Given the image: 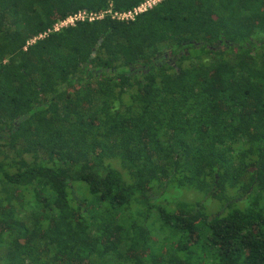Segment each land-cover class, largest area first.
<instances>
[{
  "label": "trees",
  "instance_id": "obj_1",
  "mask_svg": "<svg viewBox=\"0 0 264 264\" xmlns=\"http://www.w3.org/2000/svg\"><path fill=\"white\" fill-rule=\"evenodd\" d=\"M145 1L0 0V264H264V0Z\"/></svg>",
  "mask_w": 264,
  "mask_h": 264
},
{
  "label": "built area",
  "instance_id": "obj_2",
  "mask_svg": "<svg viewBox=\"0 0 264 264\" xmlns=\"http://www.w3.org/2000/svg\"><path fill=\"white\" fill-rule=\"evenodd\" d=\"M158 1H160V0H146L145 2L141 3L140 5L133 8L132 10H128V11H124V12H114L112 15H113V17H116V18L121 19V20L132 19L137 13L142 12V11L146 10L147 8L152 7ZM106 12L111 13V10H107ZM103 14L104 13H102V12L101 13H92V12H87L85 10H81V11H78L77 13H74L73 15L69 16L65 20L60 21L59 23H56L53 27V30H58L59 28H61L63 26L73 24L77 20H84V19L93 20L95 18H100L103 16ZM46 34H47V32L41 34L40 37H43ZM33 41H34V39H32L30 41V43Z\"/></svg>",
  "mask_w": 264,
  "mask_h": 264
},
{
  "label": "rangeland",
  "instance_id": "obj_3",
  "mask_svg": "<svg viewBox=\"0 0 264 264\" xmlns=\"http://www.w3.org/2000/svg\"><path fill=\"white\" fill-rule=\"evenodd\" d=\"M201 197H202V193L200 194L199 192H194V191H190L186 188H175L171 189L170 192H168V195H166L164 198H162L163 200L166 201H171L174 200L175 205L177 203V205L180 204V209H186L187 203L186 202H192V203H196L198 200L201 201ZM90 205V204H88ZM176 205V206H177ZM210 206H213V203H210ZM211 209V207H210ZM191 240H194L196 238H202L203 237V229L202 228H197V230L195 231L194 234H192L190 236ZM156 241L155 237L152 239V242L154 243ZM156 244V242H155ZM173 245L172 242H167V246ZM196 255V254H195ZM51 264V262L49 263Z\"/></svg>",
  "mask_w": 264,
  "mask_h": 264
}]
</instances>
